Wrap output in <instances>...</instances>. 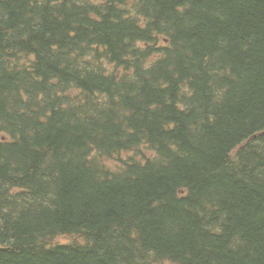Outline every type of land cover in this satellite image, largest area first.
<instances>
[{
	"label": "trees",
	"instance_id": "obj_1",
	"mask_svg": "<svg viewBox=\"0 0 264 264\" xmlns=\"http://www.w3.org/2000/svg\"><path fill=\"white\" fill-rule=\"evenodd\" d=\"M0 264H264V0H0Z\"/></svg>",
	"mask_w": 264,
	"mask_h": 264
},
{
	"label": "rangeland",
	"instance_id": "obj_2",
	"mask_svg": "<svg viewBox=\"0 0 264 264\" xmlns=\"http://www.w3.org/2000/svg\"><path fill=\"white\" fill-rule=\"evenodd\" d=\"M38 197L40 196V195H37Z\"/></svg>",
	"mask_w": 264,
	"mask_h": 264
}]
</instances>
